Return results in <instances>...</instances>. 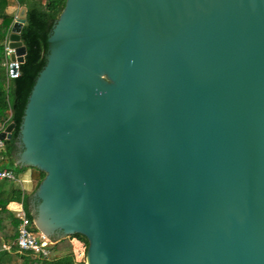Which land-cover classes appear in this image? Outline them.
<instances>
[{"label": "water", "instance_id": "1", "mask_svg": "<svg viewBox=\"0 0 264 264\" xmlns=\"http://www.w3.org/2000/svg\"><path fill=\"white\" fill-rule=\"evenodd\" d=\"M47 41L14 156L38 231L85 264H264V0H65Z\"/></svg>", "mask_w": 264, "mask_h": 264}, {"label": "trees", "instance_id": "2", "mask_svg": "<svg viewBox=\"0 0 264 264\" xmlns=\"http://www.w3.org/2000/svg\"><path fill=\"white\" fill-rule=\"evenodd\" d=\"M64 4L65 0H0V131L10 122L14 123L10 138L3 140L0 169L9 168L15 173L28 169L32 183L31 188L25 191L15 181L0 179V248L2 243L13 240L17 235L18 220L7 206L11 201L22 200L31 228L38 232L32 221L28 200L45 173L34 166L15 165L14 156L19 151L16 140L28 96L46 62L47 38ZM19 6L26 8L25 22L20 30L26 51L24 60L18 64L17 75L10 76L4 64L7 60L5 41L15 17L11 8ZM75 244L77 248L74 249ZM87 246L88 241L84 235L73 233L50 243L48 258L0 249V264H85ZM78 251L83 252L82 257H77Z\"/></svg>", "mask_w": 264, "mask_h": 264}, {"label": "built area", "instance_id": "3", "mask_svg": "<svg viewBox=\"0 0 264 264\" xmlns=\"http://www.w3.org/2000/svg\"><path fill=\"white\" fill-rule=\"evenodd\" d=\"M15 19V17H14ZM8 39L5 41V53L7 60L5 61V65L8 70L9 66V53L11 49L7 45ZM3 147V140L0 139V151ZM0 179H7L11 181L20 182V178L17 177V174L9 168L0 169ZM22 189V188H21ZM23 190V189H22ZM16 206L12 207L11 210L14 213V216L18 220L17 225V235L13 240L6 241L2 243L0 249L11 251L14 250L19 253H24L32 256H37L40 258H48L50 254L49 244L52 241L44 236L41 232H34L31 228V221L27 216L26 210L23 206L22 200L15 201ZM15 246V249L13 248ZM83 252L78 251L77 257H82Z\"/></svg>", "mask_w": 264, "mask_h": 264}, {"label": "crops", "instance_id": "4", "mask_svg": "<svg viewBox=\"0 0 264 264\" xmlns=\"http://www.w3.org/2000/svg\"><path fill=\"white\" fill-rule=\"evenodd\" d=\"M11 10H14V13L16 15L17 13V10H18V7L17 8H11ZM20 178V182H15L20 188H22L23 190H29L32 186V183H31V179H30V176H29V170H25L24 173L19 177ZM8 208L11 209L12 207L16 206V203L15 201H11L8 203ZM74 243V241H73Z\"/></svg>", "mask_w": 264, "mask_h": 264}, {"label": "rangeland", "instance_id": "5", "mask_svg": "<svg viewBox=\"0 0 264 264\" xmlns=\"http://www.w3.org/2000/svg\"><path fill=\"white\" fill-rule=\"evenodd\" d=\"M24 171H25V170L23 169V170L19 171L18 173H16V174H17V177H20V176L24 173ZM15 182H16V181H15ZM75 248H77V247H76V244L74 245V249H75ZM75 262H76V261H75ZM84 263H85V256H84ZM76 264H79V263H76Z\"/></svg>", "mask_w": 264, "mask_h": 264}]
</instances>
